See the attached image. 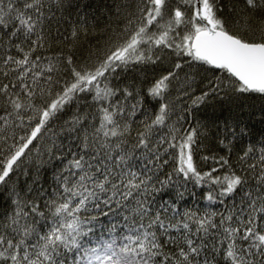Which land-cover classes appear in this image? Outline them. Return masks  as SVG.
I'll return each mask as SVG.
<instances>
[{"label":"snow or ice","instance_id":"snow-or-ice-1","mask_svg":"<svg viewBox=\"0 0 264 264\" xmlns=\"http://www.w3.org/2000/svg\"><path fill=\"white\" fill-rule=\"evenodd\" d=\"M72 3L0 0V264H264V144L203 155L189 119L264 95V0H112L95 44L61 33ZM129 70L139 83H119ZM190 184L219 210H182Z\"/></svg>","mask_w":264,"mask_h":264},{"label":"trees","instance_id":"trees-1","mask_svg":"<svg viewBox=\"0 0 264 264\" xmlns=\"http://www.w3.org/2000/svg\"><path fill=\"white\" fill-rule=\"evenodd\" d=\"M112 0H73V3L64 13V19L59 25L61 33L70 32L73 26L79 25L86 33L82 36V40L95 44L102 42L104 33L109 27L115 28L113 22L115 17L109 14L108 6ZM55 25L52 35L57 37ZM58 47H65L57 38L53 41V49L48 54H53ZM150 81L153 76H158L159 72H149L146 74ZM141 77L138 73L129 70L121 76L119 83L130 84L139 83ZM146 87L147 85H143ZM199 89H197V93ZM153 101L146 99L145 104L149 111H154ZM242 107L230 106L227 103L221 105L220 102L213 100L212 102L201 105L192 111L189 119L192 126L205 127L207 139L203 141V155L227 156L230 162L235 163L237 157L242 154L246 147H254L257 150L264 144V95L256 94L242 102ZM182 106V105H181ZM74 110V109H73ZM71 115V111L65 114L64 118ZM231 127L237 128V135H231ZM240 129H243L241 132ZM225 139V143H230L231 152L229 153L223 145L219 143L220 139ZM68 141L66 140L65 143ZM219 167L212 161L201 162L199 167L202 171H209L212 167ZM225 169H220L219 173L223 175ZM43 176L46 181L50 179L51 169H45ZM26 181L25 176L15 178L13 183L18 188H23ZM47 186V185H45ZM183 191V189H181ZM208 189L199 186L189 185L188 191H185L184 199L179 200L178 204L182 210H190L203 214L206 211L219 210L218 205L211 204L207 201L206 193ZM195 192V195H190ZM9 188L0 187V212L6 211L10 206ZM162 199H176V190L169 189L162 194ZM110 217H101V223L95 229V234L91 236L93 244L98 238H108V229L104 226L109 225ZM103 234V235H102Z\"/></svg>","mask_w":264,"mask_h":264}]
</instances>
